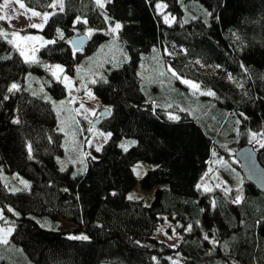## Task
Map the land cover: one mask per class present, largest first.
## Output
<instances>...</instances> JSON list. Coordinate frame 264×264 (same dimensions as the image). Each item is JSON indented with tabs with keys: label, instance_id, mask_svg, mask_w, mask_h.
Masks as SVG:
<instances>
[{
	"label": "trees",
	"instance_id": "1",
	"mask_svg": "<svg viewBox=\"0 0 264 264\" xmlns=\"http://www.w3.org/2000/svg\"><path fill=\"white\" fill-rule=\"evenodd\" d=\"M53 1L23 3L44 11ZM157 2L167 5L172 23H165ZM63 9L52 11L42 29H24L56 40L38 48L35 62L25 61L9 35H0V208L14 220L8 244L27 264H171L178 252L184 264H264V191L246 179L227 192L197 188L210 163L230 165L215 132L236 149L248 143L247 131L264 133V0H107L104 8L95 0H64ZM77 17L88 23H75ZM116 21L126 58L89 83L110 110L98 114L96 126L111 136L86 155L83 169L60 168L55 111L25 86V77L41 76L36 81L43 90L63 97L65 84L45 65L60 63L74 74ZM12 28L0 20V32ZM88 29L94 31L85 45L74 48L70 37ZM152 47L174 70L166 69L174 88L167 80L166 90L145 84L140 64ZM178 76L215 95L190 91ZM13 83L20 89L9 93ZM129 139L136 143L124 152L119 145ZM257 151L264 165V147ZM137 160L154 163L139 177L141 187H154L149 202L128 199L138 182ZM237 196L240 202L233 203ZM164 216L182 230L175 247L154 234ZM82 235L88 239L71 238Z\"/></svg>",
	"mask_w": 264,
	"mask_h": 264
},
{
	"label": "rangeland",
	"instance_id": "2",
	"mask_svg": "<svg viewBox=\"0 0 264 264\" xmlns=\"http://www.w3.org/2000/svg\"><path fill=\"white\" fill-rule=\"evenodd\" d=\"M54 2L55 0L53 1V3ZM158 3L163 4V2H157V4ZM26 9H33L43 14L46 12L51 13L52 11L58 10L60 8L59 6H57L56 8L50 7L44 11H40L26 6L25 9H21L19 7V4L16 3V0H7V3L6 0H0V15L9 17L10 19L6 20L9 25L13 27L8 31L7 35H9L10 39L8 40L12 41L15 39L16 43L20 44L25 52H27L29 55H34L35 60H37L36 53L38 48L41 47V44L44 40L51 39H48L35 31L24 30L31 24L42 23V17H33L31 16V13L29 11H26ZM161 13L163 16L168 15L170 20L172 19V17L164 9ZM110 26H114V24ZM110 26L108 27L109 37L98 46L97 50H95L92 55L86 57V59L77 66L78 69L74 74H69L65 71H56V74L54 75L53 71L49 70L50 68L55 65H61L64 70V66L60 63H49L45 65L54 79H57L56 77L59 76L60 79L58 80L62 81L65 84L66 95H64L63 97L55 98L48 91L43 90L41 85H38L36 81V79L39 77L41 78V76L29 73L25 77V86L32 92H35L45 99H48L55 111L56 126L62 132V153L57 156V164L60 168H66L69 164H71L74 171L83 169L86 164V155L93 153V150L96 149L97 146H101L109 137L107 136V134L109 133L108 131L100 129L96 126L95 116L104 106H102L100 98L95 95L89 87V83H93V81H95L97 78L105 76L111 68L119 66L126 58V52L120 43L117 32H111ZM14 32L18 33L19 37L38 36L42 37L43 40L28 41L17 39L12 35ZM33 48L35 49L34 52L32 51ZM18 50L20 51V49ZM162 56L164 57V53H161L158 47H152L150 54L148 56L145 55L146 62L145 60L141 62L140 70L143 71L144 76H146V79L144 80L145 84L149 85L148 87L153 86V82H156L160 87V90H166V88L168 87H166L164 83L166 80L169 81L166 69L169 70V74L174 70L169 63H164L165 58L163 60ZM77 73H81V79L79 74ZM64 77H67L68 79L65 80ZM178 77L179 79H181V81H192L200 85L199 81L197 80H193L191 78L183 76ZM169 85H171L170 87L172 88L175 87V84H171L170 81ZM186 85L188 87L187 89L194 93H207L208 91H210L207 88L202 87L201 85L198 90L193 89L190 84ZM88 92H91L92 97L94 98L89 97L87 95ZM173 96L176 97L174 98L175 100L177 99L178 101H180L175 91L173 93ZM189 99L191 100L192 98ZM196 102L197 101H195L194 103ZM81 104L84 105L83 108L80 107ZM195 106L196 104H194L193 109L196 108ZM77 109H79V112H77ZM85 116H87L88 118L85 119ZM89 129H91V131ZM220 132L221 130L219 132H215L216 136L218 137L217 140L228 151L229 156L227 158V161L230 162V165L229 167L223 168L222 166L219 167L214 163H210L206 171L207 175H205V173L199 183V185H201L203 189H205V186L211 189L215 187L222 189H227L229 187L239 188L242 180L245 179L240 170L239 160L234 155V151L236 148L229 145L228 139H222V135L220 136ZM253 132H261L255 130L247 131V141L251 143L257 150V148L262 143H264V136L258 135L255 139H253L251 135V133ZM130 140L132 139H129L128 141ZM137 164L142 165V168L139 169V171H141V175L147 168L154 166L153 162L147 160H137L136 162H134L133 168ZM213 174L215 175L216 179L212 178ZM21 178L27 181L22 176H18V178L15 177L18 182H20ZM128 194H132L133 196H143L144 201L149 202L154 194V187L150 189L141 187L139 185L138 177V182L128 192ZM4 217V220H0V228H13L14 220L8 216ZM62 223L67 224V222L65 221H62ZM157 229L162 230L157 231ZM173 229L175 231H173ZM181 231L182 230L178 228V224H174V222L167 218V216H164L163 220L155 229L154 234L158 238L166 241L168 244L176 246L181 238ZM9 235L7 236V239L9 238ZM0 259V264H27L20 250L15 249L8 243H0ZM170 263L184 264L181 259L180 252H178V254H176L174 257H171ZM234 263L235 262H233L232 264Z\"/></svg>",
	"mask_w": 264,
	"mask_h": 264
},
{
	"label": "snow or ice",
	"instance_id": "3",
	"mask_svg": "<svg viewBox=\"0 0 264 264\" xmlns=\"http://www.w3.org/2000/svg\"><path fill=\"white\" fill-rule=\"evenodd\" d=\"M106 2H107V0H95V3H96L97 6L100 7V8H104ZM6 3H7V0H6ZM16 3L19 4V7H20L21 9H25V8H26L25 4L23 3V0H16ZM63 4H64V0H55L54 3H52V4L49 5V7H51V8H56L57 6H59L60 11L62 12V11L64 10V9H63ZM166 7H167L166 4H159V3H158V4L156 5V8H157L158 10H160L161 12H162L163 9L166 8ZM26 11H29V12L31 13V16H33V17H37V16L42 17V23H40V24H31V25H29V27H31V28H39V29H42V28L47 24L49 18H50L52 15H55V13H48V12L41 14L40 12L35 11V10H33V9H26ZM207 15L210 16L211 13H207ZM6 19H10V18L7 17V16H4V15H0V20H6ZM109 19H110V18L107 17V16L105 15V21H108ZM174 19H175V18L173 17V18L170 20L168 15H164V21H165V23H169V24H170V23L173 22ZM75 23H84V24H87L88 21H87V19H81L80 17H77ZM121 27H122V25H121L119 22H115V23H114V26H110V30H111V32L116 33ZM93 31H94L93 29H88V31H87L86 34L90 36V35L92 34ZM57 34H58V36H59L60 39H63V33H62L59 29H57ZM0 35H3L5 38H7V33L0 32ZM12 35H13L14 37H16L17 39H21V40H28V41H31V40H43L42 37H38V36H24V37H19L18 33H15V32H14ZM10 43L15 44V46H16L18 49H20V55L23 56V57L25 58V61H26V62H35V56H34V55H29L27 52H25V50L23 49V47H21L20 44L16 43V40H15V39L12 40V41H10ZM55 43H56V40H55V39H53V40H44L43 43L41 44V47H43L45 44H55ZM32 51L34 52L35 49L33 48ZM217 67H219V65H217ZM49 70H50V71H53V74H54V75L56 74V71H59V72H63V71H64V70H63V67H62L61 65H55V66H53L52 68H50ZM173 74L175 75V73H173ZM56 78H57V79H60L59 76H57ZM64 79L67 80L68 78H67V77H64ZM229 79H232L231 75H229ZM183 82L186 83V84H190L191 87H192L193 89H196V90H198L199 87H200L199 84H197V83H195V82H192V81L184 80ZM93 83H95V81H93ZM19 89H20V85L13 83V84L8 88V92H9V93H13L14 91H18ZM206 94H207V95H210V96H211V95H215V93H214V92H211V91H208ZM87 95H88L89 97H92V93H91V92H88ZM8 98H9L8 96H5V97H4L5 100H7ZM92 98H94V97H92ZM61 103H63V102H61ZM80 107L83 108L84 105L81 104ZM106 111H110V110L106 109ZM77 112H79V109H77ZM93 114H94V113H93ZM241 115H243V114H241ZM87 118H88V117L85 116V119H87ZM170 118H171V119H179L178 116H171V114H170ZM13 122H14V123H19V120L17 119V120H14ZM61 130H62V129H61ZM89 130L91 131V129H89ZM251 135H252L253 139H255L258 135H259V136H264V133H255V132H253V133H251ZM107 136L110 137V136H111V133H108ZM135 143H136V141H129V142H127V143H122V144H120L119 146H120V148H121L124 152H127V151L129 150V147L132 146V145H134ZM261 146L264 147V143H262ZM101 147H102V146H97L96 150H97V151H100ZM29 152H31V146H30V145H29ZM213 155H215V153H213ZM93 159H95V157H93ZM141 168H142V165H140V164H137V165L133 168V172H134V174H135L137 177H141V171H139V169H141ZM61 170L63 171V169H61ZM143 174L146 175L147 173L144 172ZM205 175H207V173H206ZM20 183L23 184V185L25 186V188H27V187L29 186V185H28V182L25 181V180H23L22 178L20 179ZM200 187H201V185L198 184V185H197V188H200ZM9 190L12 191V192H15V191H19L20 189L12 188V189H9ZM211 190H212L211 188H208L207 186H205V191H211ZM225 191L227 192V191H230V190H229V189H225ZM133 198H134V196H133L132 194H130V195L128 196V199H129V200H132ZM240 200H241V197H240V196H237V198L233 201V203H239ZM8 210H9V211H14V210H12V209H8ZM3 211H4V209H3V208H0V220H4V219H5V217L3 216ZM16 215H19V214L16 213ZM165 219H166V218H165ZM191 227H192V226L189 225L188 228H187L186 230H187V231H191ZM161 230H162V229H157V231H161ZM12 231H13V229H12L11 227H8L7 229L0 228V243L7 244V243H8L7 236H8ZM173 231H175V230L173 229ZM71 238H72V239H80V240H87V239H88L87 236H83V235H82V236L71 237ZM170 238H171V237H170ZM207 238H208V237L205 236V239H207ZM137 243H139V242H137ZM173 247H175V245H173ZM169 259H171V258H169Z\"/></svg>",
	"mask_w": 264,
	"mask_h": 264
},
{
	"label": "water",
	"instance_id": "4",
	"mask_svg": "<svg viewBox=\"0 0 264 264\" xmlns=\"http://www.w3.org/2000/svg\"><path fill=\"white\" fill-rule=\"evenodd\" d=\"M88 35L86 33L74 34L70 37V43L74 48H82ZM108 108H101L99 113L106 114ZM235 157L239 160L240 170L244 178L252 182L257 189L264 191V165L260 162L258 151L251 143L240 145L234 151Z\"/></svg>",
	"mask_w": 264,
	"mask_h": 264
},
{
	"label": "flooded vegetation",
	"instance_id": "5",
	"mask_svg": "<svg viewBox=\"0 0 264 264\" xmlns=\"http://www.w3.org/2000/svg\"><path fill=\"white\" fill-rule=\"evenodd\" d=\"M98 114H99V112H98ZM98 114H96V115H97V117L95 116V117H96V118H95V122L98 120Z\"/></svg>",
	"mask_w": 264,
	"mask_h": 264
}]
</instances>
